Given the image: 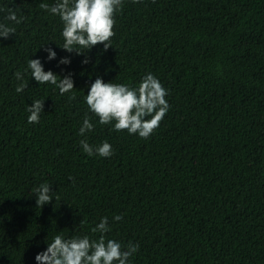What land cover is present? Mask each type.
Here are the masks:
<instances>
[{
	"label": "trees",
	"instance_id": "1",
	"mask_svg": "<svg viewBox=\"0 0 264 264\" xmlns=\"http://www.w3.org/2000/svg\"><path fill=\"white\" fill-rule=\"evenodd\" d=\"M41 3L56 0H0V22L16 28L0 38V264H37L56 234L98 239L105 216L107 239L139 244L129 264H264V0H123L113 46L80 55L58 45L63 23ZM32 58L76 88L39 84ZM148 73L170 105L154 132L99 124L91 83L136 87ZM36 99L44 111L29 124ZM86 114L94 129L81 136ZM82 139L113 155H87ZM45 182L54 198L40 208Z\"/></svg>",
	"mask_w": 264,
	"mask_h": 264
},
{
	"label": "clouds",
	"instance_id": "2",
	"mask_svg": "<svg viewBox=\"0 0 264 264\" xmlns=\"http://www.w3.org/2000/svg\"><path fill=\"white\" fill-rule=\"evenodd\" d=\"M139 2L140 0H133V3ZM122 5L123 0H56L52 6L41 3L39 7L59 16L63 23L61 35L64 43L57 44L69 53L80 55L98 44H103L105 51L113 46L111 38L115 35V15L118 10H122ZM7 13L4 18L6 21L16 24L22 22L23 17L18 18L16 11L9 8ZM15 33V27L0 22V38L7 39ZM44 50L48 53V60L56 58L54 49L46 47ZM88 62L89 57L85 56L82 63ZM59 63L69 64L70 59L63 57ZM28 69L32 78L39 84L55 85L61 95L76 88L72 74L61 77L52 70L45 71L41 59H30ZM15 76L17 80L23 81L21 72L17 71ZM27 86L26 82H22L16 91L22 92ZM167 94V90L153 73L146 74L136 87L105 82L103 78L98 77L91 83L85 101L89 110L99 118V124H112L115 131L126 130L129 134H138L146 139L159 126L170 107L166 100ZM69 98L75 99V95ZM27 111L30 113L27 117L28 123H39L40 114L44 111V100H34ZM93 129L94 124L86 114L80 135L84 136ZM80 145L89 156L99 155L107 158L113 155L112 145L107 140L93 146L87 139H82ZM52 192L49 183L39 185L35 189L37 207L42 208L51 203L54 198ZM122 218L120 215L113 217L116 221ZM109 231V219L105 216L92 228L93 233H100L98 239H91L88 235L65 238L56 234L53 240L48 242L47 249L36 255L37 264H129L130 257L139 250V244L129 242L125 247L114 239H107L105 234Z\"/></svg>",
	"mask_w": 264,
	"mask_h": 264
}]
</instances>
